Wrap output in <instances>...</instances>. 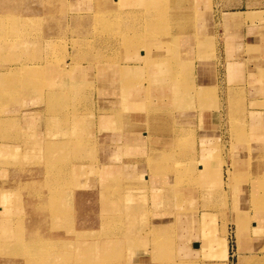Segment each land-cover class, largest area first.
<instances>
[{"label": "rangeland", "instance_id": "374dc122", "mask_svg": "<svg viewBox=\"0 0 264 264\" xmlns=\"http://www.w3.org/2000/svg\"><path fill=\"white\" fill-rule=\"evenodd\" d=\"M252 9L264 10V0H0V264H97L91 246L101 241L106 249L103 240L119 238L117 220L126 214L124 246L108 247L116 264H264V114L256 115L257 122L250 114L264 111V103L250 105L264 100V83L251 79L264 65V11L244 17L224 11ZM251 16L263 19L243 24ZM171 19L178 24L167 23ZM158 42L163 47H155ZM154 53L165 55L157 62L163 75L147 66ZM25 63L31 66L9 74ZM128 63L131 83L139 89L118 90V68ZM201 83L215 86L214 94L199 91ZM114 87L124 93L113 94ZM129 91L139 93L135 99L146 111L117 104L131 98ZM138 112L148 123L133 119L139 132L123 146L126 120L139 118ZM112 114L120 127L107 120ZM150 114L163 118L162 124L150 121ZM208 125L200 137V126ZM141 133L174 138L170 148L150 137L152 150L142 167L158 172L153 199L158 187L165 196L162 207L154 203L153 209L172 221L148 223V229L144 221L151 207L141 206L144 186L137 185L144 178L137 169L119 171L118 184L106 195L129 193L133 185L140 201L109 202L102 196L113 176L102 173L116 172L122 159L139 155ZM196 135L200 157L189 149ZM175 154L183 165L177 182ZM219 159L223 167L217 169ZM206 168L221 171L220 190H213L214 181L210 189L195 177ZM152 228L162 232L163 242L157 243L168 244L160 249L161 260ZM171 228L169 239L163 231Z\"/></svg>", "mask_w": 264, "mask_h": 264}, {"label": "bare ground", "instance_id": "6f19581e", "mask_svg": "<svg viewBox=\"0 0 264 264\" xmlns=\"http://www.w3.org/2000/svg\"><path fill=\"white\" fill-rule=\"evenodd\" d=\"M135 10V9H134ZM127 11H130V12H135V11H131V10H127ZM136 12H139V11H136ZM138 14V13H137ZM160 14V13H159ZM128 15H129V13H128ZM157 16H159V15H157ZM159 18H161V17H159ZM158 18V19H159ZM128 20H130V19H128ZM232 19L231 18H225V22L226 23H228V24H230L231 22H233V21H231ZM155 21H157L156 19L154 20L153 19V22H155ZM11 22V21H10ZM167 23H170V24H174V26L175 25H177L178 23L177 22H175V20L174 19H171V20H168L167 21ZM169 24V25H170ZM186 31V30H185ZM183 32V31H182ZM184 33V32H183ZM181 35H182V33H181ZM126 40H127V42L129 41V38L128 37H126V36H123ZM180 39L183 41L184 40V38L183 37H180ZM110 40V39H109ZM114 42V41H113ZM103 45V44H102ZM111 45V44H110ZM115 46V45H114ZM127 45H125V47H126ZM155 47H157V48H161V47H163L162 46V44H159V42L158 43H155ZM178 48V47H177ZM114 49V48H113ZM115 50V49H114ZM187 50V49H186ZM157 51V50H156ZM155 51V52H156ZM185 51V50H184ZM187 52V51H186ZM92 54V53H91ZM117 54V53H116ZM121 54H125V51H122L121 50ZM190 54V53H189ZM251 54H252V52H251ZM148 55V54H147ZM257 55V54H256ZM184 56V55H183ZM254 56V55H253ZM91 57V56H90ZM175 57V56H174ZM28 58V57H27ZM161 58H165V55L163 54V53H154L153 54V56H152V60H149L148 61V64H147V66H150L151 67V70H154L155 72H157L158 74L160 73H163V69H161L158 65H159V63H157L158 61H161L162 59ZM177 58V57H176ZM255 59H257L258 60V58H256V57H254ZM29 60V59H28ZM51 61V60H50ZM92 61V60H91ZM145 61H147V59L145 60ZM146 63V62H145ZM153 63H156V65L155 64H153ZM54 64V63H53ZM258 64V63H257ZM256 64V65H257ZM67 65V64H66ZM129 65V63L128 64H123V65H121L119 68H118V72L120 73V76H121V83H120V85H119V88H118V90H120V89H122V90H135V89H139L136 85L137 84H134L133 82L131 83V79L129 78L130 76V66H128ZM27 66H31V65H29V64H20L19 66H17V65H15L14 67H11V69H10V75L12 74V70H16L17 71V69H21V71H23ZM36 66V65H35ZM173 66H174V68L175 69H177V70H179V68H178V66L177 65H175L174 63H173ZM111 67V66H110ZM9 68V67H8ZM258 69H257V71L256 72H258V75H253V74H255V73H252L251 74V79L252 78H255V77H257V78H255L254 79V81H256L257 83H264V65H260L259 67H257ZM6 69H7V67H6ZM66 69V68H65ZM104 69V68H103ZM9 70V69H8ZM69 71V70H68ZM107 71V70H106ZM138 71V70H137ZM180 71V70H179ZM132 72H134V71H132ZM15 73V72H14ZM21 73V72H20ZM22 73H24V72H22ZM21 73V74H22ZM104 73V72H103ZM112 73V72H111ZM5 74H8V73H5ZM19 74V73H18ZM25 74V73H24ZM30 74V73H29ZM112 75V74H111ZM161 75H163V74H161ZM177 75H181L180 73H177ZM20 76V75H19ZM105 76V75H104ZM25 78H26V75H25ZM18 79V78H17ZM46 79V78H45ZM51 80V79H50ZM119 80V79H118ZM29 84V83H28ZM53 84V83H52ZM202 84V83H201ZM5 86V85H4ZM132 86V87H131ZM199 87V91H203V90H208L209 92H214L215 91V86H213L212 87V85H211V87H203L204 85L202 84V85H198ZM209 86V85H208ZM261 86V85H260ZM264 86V85H263ZM1 88H2V86H1ZM15 88V87H14ZM17 88V87H16ZM115 89L117 88V87H114ZM9 90V89H8ZM117 90V89H116ZM118 90H117V93L115 92V91H113V94H119V93H124V92H118ZM2 91V90H1ZM1 91H0V93H1ZM257 91V90H256ZM61 92V91H60ZM13 93V92H12ZM48 93V92H47ZM52 93V92H51ZM76 93V92H75ZM105 93H107L106 91H105ZM188 93H189V91H188ZM56 94V93H55ZM129 94H132V95H130L131 96V98H129V99H125V98H122L120 101H116L117 102V104H119V105H121L122 107H128V108H130V107H133V109L134 108H136V109H138V110H144V111H146L145 110V107H144V103H142L141 102V99H135L136 98V96L139 94L137 91L136 92H134V91H129ZM181 95V92H176L175 93V95ZM214 94V93H213ZM212 94V95H213ZM62 95V94H61ZM57 96V95H56ZM69 96V95H68ZM201 96V98H204V95L203 94H201L200 95ZM216 97V96H215ZM261 98H263V97H261ZM215 99V98H214ZM258 99V98H257ZM229 101H230V97H229V99H228ZM214 101V100H213ZM218 102V101H217ZM263 103H264V100H256V99H252L251 100V103H250V105L251 106H254V105H263ZM232 105V104H231ZM233 106H235L234 104H233ZM232 106V107H233ZM238 106H239V109H242V110H244V102H241L240 104H238ZM109 107V106H108ZM230 108V107H229ZM257 108V107H256ZM116 109V108H115ZM233 109V108H232ZM262 109H263V107H262ZM128 111V110H127ZM151 111H153V109L151 108ZM163 111V110H162ZM111 112H113V111H111ZM204 113V112H203ZM264 114V111L263 110H258V111H254V110H251L250 111V114H251V116H252V118H253V120H254V122L256 121L257 122V118H259L261 115H259V117L258 116H256L257 114ZM118 115V114H117ZM139 115V114H138ZM140 115H142L143 117H142V119L140 118L139 120L137 119V121H139V122H141V123H143V125H145V124H147L148 123V121H147V119L145 118V115L146 114H140ZM207 114H205L204 116H206ZM106 116H108V115H101L100 117L101 118H106ZM127 116V115H126ZM209 116H210V114L208 115V118H209ZM109 117H111V116H109ZM140 117V116H139ZM119 118V117H118ZM116 119V118H115ZM148 119L150 120V121H153V123H158V122H161V124H162V120H164L163 118H158V119H156V117H154L152 114H150L149 115V117H148ZM107 120H109V122L113 125V126H116L117 125V127H120L121 125H122V122L120 123L121 125H119L118 123H115L114 122V120H113V114H112V118H107ZM156 120V121H155ZM117 121V120H116ZM121 121V120H120ZM149 121V122H150ZM167 122V121H166ZM96 123V122H95ZM126 123H129V128H131V130H133V129H135V128H133L131 125V123L132 122H130L129 120H128V122H127V120H126ZM34 124V123H33ZM32 124V125H33ZM172 127V126H171ZM174 128H176L177 126H173ZM259 127V126H258ZM26 128V127H25ZM31 128V127H30ZM173 128V129H174ZM156 129V128H155ZM32 131V130H31ZM135 131V130H134ZM263 131V130H262ZM171 132V131H170ZM24 133V132H23ZM177 133V132H176ZM78 134V133H77ZM79 135V134H78ZM86 135V134H85ZM178 135V134H177ZM38 136V135H37ZM75 137H77V136H75ZM133 137V136H132ZM178 137H179V135H178ZM176 139V138H175ZM178 139V138H177ZM129 141H130V139H129V135H127V134H125V139L123 138V142H122V145L123 144H128L129 143ZM132 141V140H131ZM183 142V141H182ZM176 143H179V140H178V142H177V140H176ZM27 144V143H26ZM125 145H123V146H125ZM116 147H118V146H116ZM252 147H253V145H252ZM116 149V148H115ZM149 149H151V147L149 148ZM6 150V149H5ZM152 150V149H151ZM156 150V149H155ZM181 150V149H180ZM9 152V150H6V152ZM115 151V150H114ZM150 151V150H149ZM154 151V150H153ZM152 151V152H153ZM158 151V150H157ZM258 153H260V152H257V153H250L251 155H256V154H258ZM156 154H158V153H156ZM160 154H158V156H159ZM165 155V154H164ZM188 155H186V157H187ZM152 157V156H151ZM157 157V156H156ZM161 157V156H160ZM127 159V158H126ZM186 159H188V158H186ZM54 160V159H53ZM173 160V159H172ZM135 161H137V160H135ZM64 162V161H63ZM146 163H147V160L145 161ZM60 163V162H59ZM124 163V162H123ZM137 163V162H136ZM135 163V164H136ZM55 164V163H54ZM135 164H132V165H127L126 163H124V164H122L121 165V167H120V169L118 170V171H107V169H106V171H104V173H102V176H106V175H112L113 174V176H112V178H111V180H109L108 182H106V186H105V189H106V191H104V193H103V198L105 199V200H108L109 202H114V201H118V199H120V201H122V202H130V200H131V194H130V192L131 191H129V193H128V191L126 192V194L125 193H121L120 195H119V193H120V191H119V193H117L116 195H115V198L114 197H112V198H108V194H107V192H108V190L110 189V188H112V187H114V186H116L117 184H118V182L117 181H119V178H120V176H122L121 175V173L119 172V171H122V173L123 172H125V173H134L135 172V169H137L138 167L135 165ZM66 165V164H65ZM79 165V164H78ZM67 166V165H66ZM172 166V165H171ZM173 166H174V171H172V172H174L175 173V175H178V174H180V175H178V177L176 176L175 178H173V181H174V179L176 180L175 182H177L178 180H179V178H180V176L183 174L182 173V164L181 163H179V154H175V160L173 161ZM65 167V166H64ZM155 167H157V166H155ZM60 168V167H59ZM71 168V167H70ZM74 168V167H73ZM158 168V167H157ZM114 169V168H113ZM118 169V168H117ZM48 170V169H47ZM80 170V169H79ZM171 170V169H170ZM173 170V169H172ZM168 171V170H167ZM161 172V171H160ZM163 172V171H162ZM167 173V172H166ZM169 173H170V171H169ZM64 174V173H63ZM156 174H158V172H156ZM173 174V173H172ZM101 175V174H100ZM67 176V175H66ZM73 177H74V175H73ZM107 177V176H106ZM172 181V182H173ZM78 182V181H77ZM168 182V181H167ZM132 183V182H131ZM162 183V182H161ZM154 185V184H153ZM160 185V184H159ZM168 187L170 188V190H172V186H171V184H169L168 183ZM66 186V185H65ZM156 186V185H155ZM163 186V185H162ZM175 186H177V185H174V187ZM261 186V185H260ZM165 187V186H164ZM21 188V187H20ZM26 188V187H25ZM109 188V189H108ZM120 189H121V187H119ZM134 188V187H133ZM17 189V188H16ZM108 189V190H107ZM123 189V188H122ZM127 189V188H126ZM129 189V188H128ZM68 190H71V189H68ZM114 190H118V189H114ZM125 190V189H124ZM11 191V190H10ZM15 191V190H14ZM17 191V190H16ZM177 191H178V193L179 194H182L181 192H179V189L177 188ZM70 193V192H69ZM164 193H165V190H161V187H158L157 188V190H155V198H156V202H155V208H159L160 209V207H162V201L164 200ZM54 194V193H53ZM67 194V193H66ZM107 194V195H106ZM114 194V193H113ZM130 194V195H129ZM12 195V194H11ZM114 198V199H113ZM122 199V200H121ZM10 201V200H9ZM121 203V202H120ZM38 204V203H37ZM47 204V203H46ZM36 205V204H35ZM118 205H121V204H118ZM123 205V204H122ZM51 206V205H50ZM124 206V205H123ZM34 207V206H33ZM43 207V206H42ZM129 207V206H128ZM35 208H37V207H35ZM147 208V207H146ZM121 209V208H120ZM38 210V209H37ZM145 210V209H144ZM43 211V210H42ZM66 211V210H65ZM71 211V210H70ZM64 213V212H63ZM120 213V212H119ZM125 213V212H124ZM128 213V212H127ZM137 213V212H136ZM158 214L159 215H161V214H163V213H161V212H158ZM132 215V214H131ZM134 215V214H133ZM164 216V215H163ZM128 218V214H126V215H124V218H123V220L121 219V220H117V222H119V221H121V222H119L120 223V226H122V231H121V235L119 236V238H117V237H107L105 240H103V242H105V243H103L102 245L106 248V249H104L103 247H100L99 246V243L101 242V241H97V243L96 242H94V243H96V245H94L93 247L91 246V248H90V251H92V252H94V255H96L95 257H93L92 258V260L91 261H93V263L95 262V261H97L98 262V260H99V258H100V261L97 263V264H116V262H115V258H113V256H114V252H112V251H109L108 250V247H112V246H110V245H115V244H118V243H121V246L123 247L124 246V240H125V236H124V234H126L125 233V231H126V229L124 230V227H123V223H124V221L126 220ZM131 220V219H130ZM135 220V219H134ZM23 221V220H22ZM129 221V220H128ZM115 222V221H114ZM113 222V223H114ZM104 223V222H103ZM107 223V222H106ZM133 223V222H132ZM23 224V223H22ZM107 225V224H106ZM109 225V224H108ZM116 225V224H115ZM127 226V225H126ZM119 227V226H118ZM147 227H148V225H147ZM146 227V228H147ZM117 228V227H116ZM127 228V227H126ZM7 229V228H6ZM105 229H106V227H105ZM112 229L114 230L115 229V226H114V224L112 225ZM121 229V228H120ZM148 229V228H147ZM170 230H172V228L171 229H167V230H165V231H163L164 233H167L166 234V236H167V238H169V239H171V234L168 232V231H170ZM107 231V230H106ZM152 233H154L153 235L154 236H152L153 237V242H154V244H153V246H154V249H155V251L157 252H155L156 254H160V249H165V247H167V245H162V244H160V243H157V241L159 240V238H160V234H162V232H160V231H157V229H155V228H152ZM117 232V231H116ZM150 232V231H149ZM113 233V232H112ZM114 234V233H113ZM129 234V233H128ZM127 234V235H128ZM97 236V235H96ZM110 236H112L111 234H110ZM113 236H115V235H113ZM163 236V235H162ZM104 237V236H103ZM183 237V236H182ZM31 238V237H30ZM184 238H185V235H184ZM18 239V238H17ZM39 239V238H38ZM100 239V238H99ZM144 239V238H143ZM154 240H156V241H154ZM161 240H163V239H161ZM161 240H159V241H161ZM166 240H168V239H166ZM74 241H76V240H74ZM207 244L206 245H208L209 244V241H210V239H209V237H207ZM126 242V241H125ZM161 242H163V241H161ZM17 245V244H16ZM59 245V244H58ZM120 245V244H119ZM55 248V247H54ZM24 250V249H23ZM52 250V249H51ZM163 253H165V252H163ZM88 254V253H87ZM185 254V253H184ZM36 255V254H35ZM116 255V254H115ZM118 255V254H117ZM155 255V254H154ZM161 257H160V260L163 258V256H162V252H161ZM145 259V258H144ZM160 260H158L157 262H159ZM156 261V260H155ZM161 263H158V264H163V262H164V260L162 261H160ZM96 263V262H95ZM94 263V264H95ZM73 264V263H72ZM79 264V263H78ZM81 264V263H80ZM82 264H84V263H82ZM145 264V263H144ZM147 264V263H146ZM154 264H156V263H154Z\"/></svg>", "mask_w": 264, "mask_h": 264}, {"label": "crops", "instance_id": "0c3cea01", "mask_svg": "<svg viewBox=\"0 0 264 264\" xmlns=\"http://www.w3.org/2000/svg\"><path fill=\"white\" fill-rule=\"evenodd\" d=\"M224 11H238V12H240V13H242L243 15H242V17H244L245 16V14L246 13H248V12H258V11H264L263 9H257V10H244V11H241V10H224ZM252 17V16H251ZM263 17V16H262ZM254 18V19H253ZM263 18H258V17H252L251 18V22H250V20H244L243 21V24H248V25H252V24H255L256 22H258V21H260V20H262ZM241 22V21H240ZM241 24V23H240ZM257 57H259L258 55H257ZM263 57H264V55H263ZM263 57H261V58H263ZM232 59V60H231ZM228 62H230V61H237V60H235V59H233V58H229L228 60H227ZM254 73V72H253ZM253 75H258V72H255V74H253ZM257 78V77H256ZM253 79H255V78H253ZM236 80V79H235ZM252 94H254V93H252ZM139 113V118H136V116H134V115H132V116H129V121L130 122H136L135 120H133V119H142V115H140L141 113L140 112H138ZM198 120H199V117H198ZM128 122V121H127ZM137 122H139V121H137ZM136 122V124L138 125V123ZM200 122V121H199ZM198 123V122H197ZM219 125H218V131L220 130V125H221V122H220V120H219ZM200 124V123H199ZM126 125H127V130H128V133H123V136H122V142H123V138L125 139V134H127V135H129V139H130V141L131 140H135V136L137 135V133L139 132L137 129V125L135 126L136 128L135 129H133V130H131V128H129V123H126ZM139 125H140V123H139ZM187 126V125H186ZM205 127H209V125L208 126H200V134H198L200 137H201V132L202 131H206L205 130ZM126 129V128H125ZM193 130H194V128H192ZM203 129V130H202ZM135 130V131H134ZM136 130L138 131V132H136ZM141 130V129H140ZM194 132V131H193ZM151 135L153 136V137H157V143H160V145L162 144V143H165L166 145H168L170 148L173 146V144L174 143H172V142H174L173 140H174V138H173V135H168V136H165V137H162V136H157V135H155V134H143V133H141V136H140V134H138V137H140L141 139L138 141V143H137V146L139 147L138 149L139 150H141V152L139 153V155H136V156H134V157H128V159H122L127 165H132V164H135L136 162H138V163H140V166H137L138 168H137V171L136 172H138L139 174H141L142 176H143V178H144V180H143V182L142 183H140L139 185H137L138 187H140V186H144V191L143 192H145V194L144 195H141V194H137V193H135L134 192V190H132V187H134L133 185H129L128 187L131 189V191L134 193V197H133V199H131V200H139L140 201V198H138V197H141V196H143L144 197V203H140L141 204V206H146L147 208L149 207H151L150 209H151V215H150V218L149 219H146L145 218V227L147 226V224L148 223H152V222H158V221H172L171 219H169V218H166L167 216H162V215H159L156 211H155V209H153V206H154V203H155V201H154V199H153V195H152V185L154 184V185H156V186H159V182H160V178H158L155 174V172H152V174H150L149 173V171H146V170H143L144 168L143 167H145L146 168V165H143V163H144V161H145V158H146V155L148 154V152H149V148H150V145H151V142H150V137H151ZM198 135H196L195 136V141H194V143L190 146V148L189 149H191L192 150V147H193V150L195 151V155H197L198 157H200V155H201V152H202V149H201V144H200V137H198ZM132 136L134 137V139L132 138ZM197 142V143H196ZM134 143H136V142H134ZM196 143V144H195ZM171 146H170V145ZM135 146V145H134ZM192 152V151H191ZM125 158V157H124ZM132 158V159H131ZM135 160H137V161H135ZM225 161V160H224ZM211 160L207 163V165L208 166H211ZM112 164L113 165H119L120 164V162H118V161H112ZM145 164V163H144ZM136 165V164H135ZM217 165V166H216ZM143 166V167H142ZM207 166V167H208ZM215 166L217 167V169H219V168H222L223 167V162H221L220 163V159H219V161L217 162V163H215ZM198 174L201 176V178H198V179H200V180H202L204 183H203V185H205L206 187H208V188H210V189H212V187H210V183H212L213 181H214V183H215V186H218V188L216 187V188H214L213 190H220L219 189V187H221V185H222V183H223V179H221V182H220V180H219V178L220 177H222V174H221V171L220 170H217V171H215V170H211L210 169V171L208 170L207 171V168H206V170H203V171H198V172H196L195 173V177H198ZM204 186V187H205ZM203 187V188H204ZM195 192V189L193 188V193ZM141 195V196H140ZM163 202V201H162ZM208 212L210 213V215H211V212L208 210ZM201 216H203V215H201ZM213 217V216H212ZM212 217L211 216H208V217H206L205 216V218H211V221L213 222V220H212ZM257 223V222H256ZM213 224H215L214 222H213Z\"/></svg>", "mask_w": 264, "mask_h": 264}]
</instances>
